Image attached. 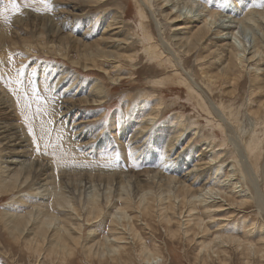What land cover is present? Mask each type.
<instances>
[{"label": "rangeland", "instance_id": "obj_1", "mask_svg": "<svg viewBox=\"0 0 264 264\" xmlns=\"http://www.w3.org/2000/svg\"><path fill=\"white\" fill-rule=\"evenodd\" d=\"M88 1L90 0H16L20 6V11L14 12L11 10V0H0V11L5 8L9 9L4 12V15H0V33L5 31L8 32L9 36L6 40H0V92L5 93V99L8 102H5L6 105L4 106L8 107L1 112L3 117L0 115V120L6 124L16 121L22 125L25 131L29 127L33 133L49 132L48 127L44 126L47 124L41 119L46 116L45 110L47 108L45 106L50 104L53 113L51 126L55 129L57 121L60 119L66 122L61 121V124L65 132L68 131L65 134L67 137L64 138H67L70 145L68 144L69 150L63 146L61 148L63 155L68 150V156L64 155L65 158L63 159L68 161L64 166L70 168L71 171L69 175L71 174L72 180L69 181H82L81 185L80 181L78 182L77 188L75 185H70L68 188L69 196L76 205L84 207L83 215L87 212L86 207L91 197H99V202L104 206L103 214L99 216L100 218L98 217L99 220H93L96 223L88 222L85 217L79 218L76 215V217H72L71 212L68 214L71 215L68 216L71 223L68 222L67 225L81 223L82 226L80 243L76 246L73 245L70 253L64 256H58L55 253L50 254L48 251L51 245L50 240L41 247L42 251H36L37 243L28 242L37 230L35 223H29L22 234L12 231L6 225L7 216L5 213H18L13 204L14 201L24 192L31 193V190H13V192L11 191L12 194L11 192L6 193L3 188L1 189L3 186L1 179L11 176L14 172L9 169L14 168V166L7 167V164H1L4 161L3 155L6 151L3 153V149H1L5 141L0 143L2 152H0V165L2 168H7L2 169L5 173L0 174V264H247L248 258L244 254L245 250L243 251L239 247L237 240H244L246 243L251 242L254 249L264 245V126L256 120L254 115L260 105L261 107L264 106V90L256 88V86H261L264 83V57L254 61V64L257 62L256 66L251 63L253 66L245 67L238 91L233 93V86L227 83L223 85L224 87L221 86L210 92L206 87L208 80L205 79V75H222L225 73L231 50L227 45L231 40L222 41L214 35L206 36L191 52L189 58L187 54H184L183 46L187 41L190 43L197 41V37L189 39V34L202 25V19H197L199 21L192 25L198 27H192L193 30L184 33V30L173 31L172 28L182 24L183 21L173 23V17L169 19L173 12V6L170 4L165 7L164 4L166 3L163 2L162 4L161 2L163 0H151L152 7L140 2V0H99L97 4ZM202 1H207L210 6L211 4L219 6L221 3L220 6L224 7V10L221 8L220 11L227 13L229 11H225L226 5L230 7L234 5L238 13H242L243 8L249 6L250 12L259 13V11L264 10V0ZM25 3H28L29 7H25ZM46 6L51 10L46 11ZM252 7L253 9H251ZM141 8L144 9L142 11L145 14L143 19L139 12ZM177 9L175 8V10ZM182 11L185 12L186 8L183 7ZM247 13L245 10L242 17ZM5 16L8 17L7 20ZM115 18L117 19L115 20ZM258 18L256 16V19ZM261 19L259 18V21ZM117 21L119 23L114 26L116 28L104 34V36L109 35L113 39L110 43L104 41L102 47H105L107 51L121 54L119 55L120 61L113 62L114 66L118 65L120 71L119 69L113 71L112 65H106L105 68L108 69L106 72H110L108 75L100 74L98 76L85 73V66L90 59L86 58L84 52L88 48L91 52H95L96 49L93 48V44L97 42L102 44L103 41L100 38L103 32L107 30V25ZM141 22L144 23L143 30L141 29ZM250 23L246 32L242 30L249 34L245 39L248 41V45L250 42L253 43L254 37L258 34L261 36L257 27L258 23L254 21ZM50 26L54 28L53 31L50 30ZM147 30L153 35V42L163 44L166 51L179 61L180 69L189 80L193 84L195 83L194 85L200 89L199 91L203 96L205 95L204 97L211 106L218 109L219 115L224 119L223 128L218 126L216 120L212 121L211 116L203 112L196 97L191 95L188 88L174 86V83L162 85L174 73L168 72L167 69L163 71L166 66H161L158 61L149 59L146 55L142 46L144 43H142V37L144 36L143 31L147 32ZM174 35L175 37H173ZM260 36L258 39L261 38ZM175 39H179L180 47L175 43ZM83 43L89 44V46H84ZM226 43L227 45L224 46ZM145 44L147 46V43ZM127 46H132L131 49L133 50L126 49ZM201 46H203L202 50L200 49ZM167 52L164 56L167 55ZM135 53L141 57L134 61L126 60L129 55ZM197 55L203 60L207 59V61L199 64ZM187 60L188 62H186ZM248 64L249 62L246 65ZM149 67L154 71L150 72ZM255 67L260 69L258 73L254 72L253 68ZM61 75L63 81L68 80V83L64 85L69 86L70 84L71 86L73 84L75 86L72 91L75 96L72 98L71 96L62 97L61 92L65 89H53V85L50 83ZM252 75L259 82L257 81V85L251 88ZM151 81H154L152 85ZM156 81L162 82V84ZM94 82H98L105 91L102 93V102L105 103L99 106H89L85 102L87 97L93 100L89 90H91ZM33 86L39 93V100L31 96ZM80 86L83 91L78 93L79 90L76 91L75 89H79ZM24 93H28L27 102L31 104V108L25 107ZM31 100L35 103H32ZM9 102L14 108L10 106ZM65 105L69 107L66 108ZM223 106L225 107L224 110ZM37 108H39V112ZM229 108L235 115L232 121L228 114ZM13 109L14 111H12ZM19 110L21 115H18ZM25 116H27V120H25ZM20 117L24 120L22 121ZM15 118L18 119V122ZM36 121L40 123L34 125ZM253 130H256L262 141V154L258 167L253 166V161L244 149V138L250 133L252 134ZM180 131H182L180 137L175 139L174 137ZM51 132V138L56 139L57 133ZM144 134H146L145 137ZM0 135L1 141L2 134ZM173 140L175 141L172 142ZM39 146V152L35 149H32V152L40 156L44 155L42 148L45 153L60 151L47 149L46 147L50 146L47 143L39 144ZM214 154L219 155V157L211 161ZM50 156L51 154L47 158ZM53 159L58 160L59 155L54 154ZM172 166L174 169H171ZM233 171L236 172L233 173ZM148 172L151 175L157 172L156 174L164 179L172 176L178 180L186 181L185 184H191L195 190L201 188L203 183H205L203 188H212L215 190L214 192L220 189L225 190V194L226 192L230 194V190H233V198L236 202L231 204L224 198L219 196L210 198L209 195H206L208 198L205 200L201 196L199 200L205 201H196L197 203L194 205L196 209H192V213H186L185 208L184 213L180 214L179 208L176 207L174 221L177 222L168 226L162 219L160 221L158 214L160 210L164 211L168 206L169 200L164 199L162 202L156 203L155 210L152 212L153 215L151 213L147 218H144L146 216H143L141 212L143 205L139 206V200L143 193L146 198L152 196V193L146 194L147 190L144 192L138 190L134 180L146 184L145 182L149 178L146 176ZM96 174L98 175L96 176ZM132 177L133 179L129 181ZM144 177L146 180H142ZM110 179H114L115 182ZM155 179L158 180V178ZM30 181L31 177L28 182L26 181V184ZM165 182L167 183V181ZM159 184L161 183L152 182L153 187L156 185L153 195L159 193ZM150 186H146V189H150ZM173 186L172 194H176L178 185L173 183ZM161 192H163L164 197L168 195V190ZM128 193L129 195H127ZM201 193L205 194V191L198 192V194ZM36 194L41 196L40 193ZM22 197L29 198L28 195ZM107 197L109 198L108 202ZM128 197L132 198L133 202ZM28 200L27 206L19 210L20 213H28L32 210L35 212L38 205H42L43 202V199L40 200L36 196L35 198L30 197ZM242 200L248 201L241 204ZM122 201L129 203V205L122 204ZM210 204L213 206L206 209V206ZM119 207H124L127 210V216H129L127 218H129V224H131L134 234L129 232V225L126 227L127 229L116 226V228L122 227L118 231H122L126 237V241L123 240L122 243H119L125 247L126 252L122 254L121 251L120 254L114 256L99 257L95 253L97 250L93 248L91 251L89 246H92V243L114 239L115 236H118L115 234L112 218H121L118 212ZM177 212L179 213L177 214ZM155 213L158 214L157 217H155ZM189 214L191 215L189 216ZM59 216L62 217V215ZM198 216L204 219L205 229L194 240H191L193 231L190 229L192 232L189 233V237H186L184 230L186 227H188L187 229L193 228V223L187 225L188 219L192 218L194 221ZM58 221L60 220L57 218V222L52 223L50 232L65 226L63 222ZM180 227H183L182 231ZM178 228H180V235H172L171 233L176 232ZM225 236L234 240V243L221 244L220 239L226 238ZM215 238H219L214 244V249H218L220 246L216 252L218 254L209 256L206 252L201 251L202 245L215 240ZM152 252H159L158 254L162 257L157 260V257L149 255ZM249 261V264H264V259L261 261V256L254 252H252Z\"/></svg>", "mask_w": 264, "mask_h": 264}, {"label": "bare ground", "instance_id": "obj_2", "mask_svg": "<svg viewBox=\"0 0 264 264\" xmlns=\"http://www.w3.org/2000/svg\"><path fill=\"white\" fill-rule=\"evenodd\" d=\"M25 1H28V0H25ZM98 1L99 0H90L88 2H91L92 4L93 3L97 4ZM102 1H104V0H102ZM150 1L151 0H140V2H142V3L144 2L148 6H151V4H152V3H150ZM161 2H162V4H163V2L166 3V4H164L165 7L170 5V4L173 6V12L171 13V17H169V19L173 17V19H172L173 23H177L178 21H183L182 24L176 25L174 28H172L173 31H183L184 30L185 31L184 33H186V31H188V30H193L194 28H192V27H198V26H192V25L196 21H199L197 19H202V22H201L202 25L200 27H198V29H194L189 34L190 35L189 39L190 38L192 39L193 37H197V41H194V42H191V43L187 41L185 43V46H183L184 47V49H183L184 50V54L185 55L187 54L189 56V58H190L191 52L195 50V48L197 47L199 42L202 39H204L206 36L214 35L217 39H221L222 41H224V40H229L230 41L231 40L229 45H227V43L224 44V46L227 45L228 48L231 49L230 50L229 62L227 64V66L225 67L226 68L225 73L222 74V75H205V79L208 80V83L206 81V83H207L206 87H207V89L210 92L211 91H215L216 89H218L219 87L223 86L224 84L229 83V84H231L233 86L232 92L234 93L239 88V86H241L240 81L242 80V78L244 76L242 74H243V71H244L245 67L247 68V67L253 66L251 63L254 64L255 60H260L259 58H263L264 57V10L262 12L259 11V13L255 12V11L250 12L248 10V9H250V6H249V7L243 8L242 13H238L235 10L236 7H234V5L231 6V7L226 5L225 6V11H229V13H230L229 14L227 12L220 11L221 8H223V10H224V7L220 6L221 3H220L219 6H217L216 4L215 5L211 4V6H210V4L207 1L203 2L202 0H163ZM222 3H223V1H222ZM243 3L246 4L245 2H243ZM9 4H10V2H9ZM255 4H256V2H255ZM222 5H224V4H222ZM183 7L186 8L185 12L182 11ZM175 8H178V9L175 10ZM251 9H253V7ZM142 10H144V9L141 8L139 10V12H140V17L143 19L145 17V14H144V12ZM245 10H246V13L247 12H250V13H247V15L242 17V15L245 13ZM243 11H244V13H243ZM258 14H259V18H262L263 20L261 19V21H259ZM111 15H113V14H111ZM256 16H257L258 19H256ZM116 19L117 18H115V20ZM252 21L258 23L257 27L259 28L261 36L258 34L256 36L257 38L254 37L253 43L251 44V42H250L249 45H248V41H246L245 39H246V37L249 36V34L244 33L243 31L246 32L248 30L249 24H251L250 22H252ZM117 23H119V21L113 22V23L111 22L109 25H107V30L105 32H103V35L100 38V40L102 39L103 43L101 44L100 42H97V43L93 44L94 45L93 48L96 49L95 52H91L90 48H88V50H86L84 52L86 58L90 59V61H88L86 66L84 65L85 66V71H86L85 73H89V74H92V75L94 74V75H98V76L100 74H103V75L107 74L108 75L110 72H106L108 70V69L106 70V68H105L106 65L107 66L108 65H112L113 71L114 70L117 71V69H119L118 65L117 66L113 65V62L120 61L119 60L120 59L119 55H121V54H117L116 52L107 51L105 47H102V45L104 44V41L107 42V43H110V41L113 39V38H110L109 35L108 36H106V35L104 36V34H106L109 30L115 29L116 27H114V26ZM51 26L49 28H50L51 31H53L54 28L51 27ZM190 28H192V29H190ZM214 28H216L217 30L213 31L212 29H214ZM120 29H122V28H120ZM141 29L142 30L144 29V23L143 22H141ZM148 32H149L148 30H147V32L143 31L144 36L142 37V40H143L142 43L144 42L142 46L144 48V51H145L146 55L149 57V59H155L156 61H158L161 66H164V67L166 66L163 69V71H165V69H167L168 72L174 73V75L173 76L171 75V77L168 78V80L166 82H164L163 84H162V82H159V81H156V82H158V83H160L162 85L169 84V83H174L175 84L174 86L182 87V88L183 87L188 88V90L191 93V95L193 97L194 96L196 97V99H197V101L199 103V106L203 110V112H205L209 116H211L210 119H212V121L216 120L217 123H218V126L220 128H223V123H224L223 120L224 119L221 118V116L219 115L218 109H216L215 107L211 106L209 101L206 100V97H204L205 95L203 96V94H201V91H199L200 89H198L194 85L195 83L193 84L192 81H190L189 78L186 76V74L180 69L179 61H177V59H175V57L170 52L166 51V48L163 46V44L161 42L160 43H157V42L154 43L153 42V39H154L153 35L151 33H148ZM7 36H8V32L7 33L5 31L1 32L0 33V40H6ZM258 36H260L261 38L258 39ZM173 37H175V35ZM232 39H233V41H232ZM11 40L14 42L13 39H11ZM175 40H176L175 43L178 45V47H180V45L178 43L179 39H175ZM145 43H147V46H146ZM131 44H133V42H131ZM15 45H17V44H15ZM82 45L87 46V47L89 46V44H84V43ZM90 45H92V44L90 43ZM131 47L132 46H127L125 48L126 49H131ZM200 49L202 50L203 46H201ZM131 50H133V49H131ZM166 52H167V55L164 56V54ZM246 52H247V55L245 54ZM122 54H123V52H122ZM140 57H141V55L139 56L138 53H135V54L129 55L127 57L128 59H126V60L134 61L136 59H139ZM123 58H124V56H123ZM200 59H202V57L197 55V61H198L199 64L205 63L207 61V59H204V60L203 59L200 60ZM100 62H102V63H100ZM186 62H188V60ZM247 62H249L248 65H246ZM256 64H257V62L254 64V66H256ZM101 65H104V66H101ZM149 68H150L149 69L150 72L154 71L151 67H149ZM155 68H156V66H155ZM159 68H161V67H159ZM181 68H182V66H181ZM253 70H254L255 73H258V71L260 69L255 67V68H253ZM119 71H120V69H119ZM155 71H156V69H155ZM61 74H63V73H61ZM48 76H50V75H48ZM43 77H45V76H43ZM62 79L63 78H62V75H61L59 78H57V79H55V80H53L51 82L49 80L48 81L53 85V89H55V88L57 90L58 89H63V90L65 89L63 92H61V96L63 95L62 97L71 96V98H72V96H75V94L72 93L73 88L75 86H73V84L71 86H70V84H69V86L68 85H64V84L68 83V80L65 78L67 81H63ZM164 81H165V79H164ZM257 81L258 80L256 79V77L253 76L252 79H251V88L254 87V85H257L256 84ZM153 82L154 81H151V85L153 84ZM263 85H264V83H262L261 86H256V88H260V89L264 90V86ZM57 86H58V88H57ZM75 90L76 91L79 90L78 93L83 91L81 86L79 87V89H75ZM76 91H74V92H76ZM103 92H105V91L102 89L100 84L98 82H94V84L91 87V90H89V94H91L93 96V100L91 99L92 100L91 101L87 97L85 102L89 106H93V105L94 106H99V105L104 104L105 102H102V98H103V94L102 93ZM2 93L3 92H0V115H2L1 112L5 111L7 109V107H8V106L7 107L4 106V105H6L5 102L6 103H8V102L5 99L6 98L5 93L4 94H2ZM8 98H10V97H8ZM12 99L14 100V98H12ZM33 102L34 101H32V103ZM36 102H38V101H36ZM12 103L14 104V101ZM65 103H67V101H65ZM20 104H21V102H20ZM20 104H18V105H20ZM15 105H17V104H15ZM15 105H13V106H15ZM10 106L12 107L11 103H10ZM44 106H45V103H44ZM65 106H66V108L69 107L67 105H65ZM12 108H14V107H12ZM45 108H47V109L45 110ZM45 108H44V110L46 112V116L43 117V119H41V118L40 119L42 120V122L47 124V125H44V126L48 127L49 132H46V131L42 132L41 131V133H38V132L33 133V132H31L29 130V127L26 128V131H27L26 132L22 128V125L16 123V121H14V123L12 121L10 123L7 122V124H6L4 121L0 120V126H1L0 134H2V138H1L0 143H3L5 141L3 146H2L3 148H1V149H3V153H4V151H6L5 155H3L4 156V161H2V163L0 161V163L1 164H3V163L7 164L8 165L7 167L14 166V168H10L9 169V170L14 172L11 176L4 177L3 179H1V176H0L1 182H3V186L1 187V189L3 188V191H6V193L7 192H11V191L13 192V190H19V189L31 190V193L24 192L22 196L28 195L29 198L30 197L35 198V196H36V197L40 198V200L43 199L42 205L39 204L37 209H35V212H34V210H32V211H30L28 213H20L19 210H21V209H23L24 207L27 206V203L29 202V200H28L29 198L25 199V197L19 196L18 199L15 200L14 203H13L16 206L15 209L18 210V213H16V212H14L12 214L11 213H5V215L7 216V218L5 217L6 218V225H8V227L11 228L12 231L20 232V234H22V233L25 232V229L27 228L29 223H31V224H32V222L35 223V226H36L35 228L37 230L33 234V237L31 239H29V241H28L29 243L30 242L31 243L32 242L37 243V245L35 246V250L39 251V252L42 251L41 247H43L44 244L50 240V244L51 245H50V248H48V251H50V254L55 253L58 256L59 255H63L64 256L65 254L70 253V250H72L71 247H73V245L76 246L78 243H80L79 239L82 236L81 235V232H82L81 223L71 224L70 226L67 225L68 222L71 223V221L69 220L70 217H68V216H71V215H68V214L72 213L73 214L72 217H76V216H78L79 218L85 217V219L88 222H92L93 220L98 219V217L101 216V214H103V207L104 206H103V204H101V202H99L100 201L98 199L99 197H96V196L91 197V200L89 201V203H88V205L86 207L87 208L86 209L87 212H86L85 215H83L82 211H83L84 207L76 205V203L73 202V199L69 196L68 188L70 187V185L71 186L75 185V187L77 188L79 186L78 182L80 180L78 182L69 181L71 179L70 178L71 174L69 175V173L71 171H70V168L64 166L66 164V162L68 163V161H66V159H63V158H65L64 155L68 156V150H69L68 146L70 145V143L68 142L67 138H64L66 136L65 135L66 132L68 133V131L65 132L64 127L61 124V121H64L62 119H60V121L59 120L57 121L56 127L54 129V127L51 126L53 113H52V110L50 108V104L46 105ZM226 108H228V107H226ZM224 109H225V107L223 106V110ZM226 110H228V109H226ZM10 111H11V109H10ZM12 111H14V109ZM8 112H9V110H8ZM228 114H229V117L231 116L230 117L231 121L234 120L232 118H234L235 115H234V113H233V111L231 109H230V112ZM18 115H21L20 110L18 111ZM254 115L256 116V120H258L264 126V106L261 107V105H260V107L254 113ZM38 116H40V115H38ZM2 117H3V115H2ZM15 117H16V115H15ZM33 118H34V116H33ZM16 120L18 122V119H16ZM21 120H22V118H21ZM37 123H40V122L36 121L34 123V125L37 124ZM64 123H66V122L64 121ZM66 125H68V124H66ZM50 130L51 131H55L57 133L58 136H56L57 137L56 139H52L51 138L52 132ZM142 130H143V128H142ZM181 132L182 131H180L179 134L177 136H175L174 138L178 139L180 137L179 135H180ZM139 133H141V132H139ZM145 136H146V134H144V137ZM137 137H141V136H137ZM244 139H245V143H244L245 144V148L244 149L246 150V153H247L248 157L253 161V166L258 167L259 166L258 162H259L261 154H262L261 153V147H262L261 146L262 145L261 138L257 134L256 130H253L252 134L250 133ZM34 141L36 143L40 144V145H42L43 143H47L48 145H50V146L46 147L49 150H60V151L59 152H47V153H45V152H43L44 149L42 148V153H44V155L43 156L37 155L36 153L32 152V149H35ZM174 141L175 140H173L172 142H174ZM243 142H244V140H243ZM61 146H63V148L66 147L68 149L65 152L64 155H63V151H62ZM0 152H1V150H0ZM49 154H51V156H50V158H47ZM54 154H58L59 155V159H63V160H59V159L58 160H54L53 159V155ZM60 154H62V155H60ZM44 157H46V158H44ZM217 157H219V155L214 154L213 158L211 159V161L216 160ZM180 158H182V157H180ZM1 160H3V159H1ZM99 162H100V160H99ZM161 162H163V161H161ZM235 166H236V164H235ZM161 167H163V166H161ZM4 168L7 169L6 167H4ZM4 168H2V166L0 165V170H1L0 174L5 173V172L2 171V169H4ZM171 169H174L173 166H172ZM80 171H82V170H80ZM100 171H102V170H100ZM100 171H97V172H100ZM191 172H192V170H191ZM234 172H236V171H233V173ZM95 173H96V171L94 172V175H95ZM156 173L154 175L149 174V172L147 173L146 176L149 177V178H147V181L145 182L146 184H143L142 182L134 180L135 186L138 188V190H141L142 192H144V190H147L148 192H146V194L147 193L149 194L150 192L152 193V196H148L147 198L144 196V193H143L141 195L140 200H139V206L143 205V207L141 209V212H142L143 216L144 215L146 216L144 218H147L148 215H151L153 210H155V206H156V203L158 201L162 202L164 199L169 200L168 201L169 202L168 206H166L167 207L166 209H165V206H164V209H165L164 211L160 210L161 208H163L162 206H160L161 208L160 209L158 208L160 210V213H158V214H159V217H160L159 218L160 221L162 219L163 221H165L168 224V226H172L174 223L177 222V221H174L175 215H176V210H177L176 207L179 208L178 211L180 212V214L184 213L183 211H184L185 208H186L185 212L186 213L187 212L190 213L192 209H194V210L196 209V207H194V205L197 203L196 201H202L203 202V201L207 200L206 198H208V197H206V195H209L210 198H216V197L219 196L221 198H224L225 201H230L231 204L236 202V200L233 198L234 197V193H232L233 190H230V192H231L230 194H227L228 192H226V194H225V192H224L225 190L223 191V190H220V189H217L216 192H214L215 190L212 189V188H208V189L203 188L202 186L205 183H203V185L200 186L201 188H196V190H195L194 188H192L193 186L191 184H189V185L185 184L186 181L184 182V181L178 180L176 178H173L172 176L171 177L169 176V178L165 177V179H164L161 176H158ZM197 174H198V172H197ZM97 175L98 174H96V176ZM100 176H101V174H100ZM137 176H139V175H137ZM198 176H199V174H198ZM227 176L229 177L230 174L227 175ZM30 177H31V181L28 184H26V181L28 182ZM145 177L142 180H146ZM155 178H158V180H156ZM64 179H65V181H64ZM131 179H133V177L130 178L129 181H131ZM150 179H151V181H148ZM92 180H94V179H92ZM110 180L114 181V179H110ZM165 181H167V183ZM194 181H196V180H194ZM197 181H198V179H197ZM81 182L82 181L79 182L80 185H81ZM89 182H90V180H89ZM109 182H112V181H109ZM152 182L161 183L158 186V190H159V193L157 192L158 194H154L153 195V190H154V187L156 185L153 187L151 185ZM173 183H175V185H178L177 190H176V194H172V191H173L172 189H174ZM50 185H52V187H50ZM93 186H95V185H93ZM146 186H150L151 188L150 189H146ZM95 189H97V188H95ZM162 190H166V192L168 190V195H165V197H164L163 192H161ZM202 191L203 192L205 191V194L204 193L198 194V192L200 193ZM36 193H40L41 196L39 197L38 194H36ZM127 195H129V193ZM201 196L204 197L205 200H199L200 199L199 197H201ZM108 200H109V198L107 197V202H108ZM123 200H124V198H123ZM129 200L132 201V198H129ZM145 201H146V203H145ZM244 201L247 202L248 200H242L241 204ZM125 202L122 201V204H124ZM128 202H130V201H128ZM80 203H82V201H80ZM37 204H38V202H37ZM82 204H84V203H82ZM125 204H127V203H125ZM127 205H129V203ZM192 206H193V208H192ZM211 206H213V205L210 204V205L206 206V209H209ZM128 208H130V207L128 206ZM118 210H119L118 212L121 215L120 216L121 218H117V217H113L112 218V220H113L112 221L113 222L112 225L115 226L114 227L115 234L118 235V236L117 237L113 236L114 239L111 238V239H108V240L98 241L95 244L92 243V246H89L91 248V251H92L93 248H95L97 250V252H95V253H97V255L99 257L100 256H114V255L120 254L121 251H122V254L126 252L125 247L121 246L119 244V243H122V241L125 240L126 237H124V235H123L124 233L122 231H118V229L120 230V228H122V227H123L122 229H124V228L127 229L126 227L129 225V232L134 234V230H133L131 224H129V218H127V217H129V216H127V213H126L127 210L124 207H119ZM135 211H137V210H135ZM59 212H60V214L57 215V213H59ZM179 212H177V214ZM116 213H117V211H116ZM153 214L154 213H152V215ZM158 214H156L155 217H157ZM59 215H62V217L59 216ZM190 215L191 214H189V216ZM140 217H141V213H140ZM57 218L60 220L58 222H60V223L63 222V224H65V226L57 228L56 231L53 229L55 231L54 233H53V230L50 232L51 225H52L53 222H57ZM126 218H127V220H126ZM188 220H189L188 223L186 222L187 225L189 226V225H191V223H193L192 224L193 228L187 229L188 227H186L185 230L184 229L183 230H184V233H185L186 237H189L188 236L189 233L193 231L192 235H191V240H194L196 238V236L205 229L204 219H202V218H200L198 216L194 221H193L192 218H190ZM74 222H75V220H74ZM92 223H96V221L95 222L93 221ZM131 223L133 224L132 219H131ZM180 224H182V223H180ZM116 226H122V227H120V228L117 227L116 228ZM180 228H178L176 230V232H172L171 231L172 232L171 234L174 235V236L180 235V233H179ZM182 228H181V231H182ZM200 229H201V231H200ZM28 231H26V232H28ZM74 231L77 234H75V233L73 234ZM119 235H121V236H119ZM137 237H138V235H137ZM216 240H219V238H215V240H212V241L207 242L206 244L202 245V248H201L202 250L201 251L206 252V254L209 255V256H211V254H218L216 252H218V249L220 247L219 244H218L219 247L217 246L218 249L216 248L217 251H216V249H214L215 248L214 244H216L215 243ZM220 240H221V244L222 243L225 244V243H229V242H233L234 243V240L230 239V237L229 238L228 237L221 238ZM237 241H238L239 247H241L243 249V251L244 250L246 251V252L244 251V254L248 258L247 264L250 263L249 258L251 256L252 252L258 253L261 256V261H263V259H264V245L259 246V248L255 247V249H254L253 248L254 245L251 242L246 243V242H244V240H240V239H238ZM243 242L246 243V245H244ZM94 245H95V247H94ZM158 250H160V249H158ZM93 251H95V250H93ZM149 252H150V250H149ZM91 253H93V252H91ZM158 253H153L152 252V253H149V255L151 257H155V258L157 257L156 259L158 260V258L162 257ZM142 257H144V256H142ZM101 258H103V257H101ZM118 260H120V259H118Z\"/></svg>", "mask_w": 264, "mask_h": 264}, {"label": "snow or ice", "instance_id": "obj_3", "mask_svg": "<svg viewBox=\"0 0 264 264\" xmlns=\"http://www.w3.org/2000/svg\"><path fill=\"white\" fill-rule=\"evenodd\" d=\"M25 7H29V4L28 3H25ZM9 9L5 8L3 11H0V15H4V12L8 11ZM11 10L14 11V12H19L20 11V6L19 4L16 3V0H11ZM46 11H50L51 9L49 7L46 6L45 8ZM5 19L7 20L8 17L5 16ZM9 59H11V57H9ZM25 95V107L26 108H31V104L27 102V95L28 93H24ZM31 96L37 100H39V93L37 92V89L33 86L31 88ZM37 111L39 112V108L37 109ZM25 120H27V116H25ZM34 144H35V150L37 152L40 151V146L38 143H36L34 141Z\"/></svg>", "mask_w": 264, "mask_h": 264}]
</instances>
